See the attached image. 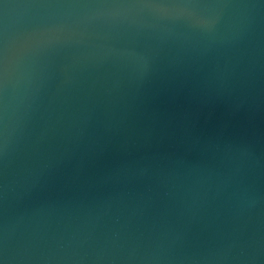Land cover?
<instances>
[{"label": "water", "instance_id": "95a60500", "mask_svg": "<svg viewBox=\"0 0 264 264\" xmlns=\"http://www.w3.org/2000/svg\"><path fill=\"white\" fill-rule=\"evenodd\" d=\"M0 264H264V0H0Z\"/></svg>", "mask_w": 264, "mask_h": 264}]
</instances>
